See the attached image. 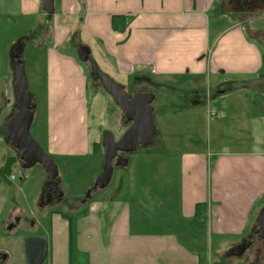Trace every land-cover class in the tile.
<instances>
[{
  "label": "crops",
  "instance_id": "1",
  "mask_svg": "<svg viewBox=\"0 0 264 264\" xmlns=\"http://www.w3.org/2000/svg\"><path fill=\"white\" fill-rule=\"evenodd\" d=\"M0 15L35 22L25 39L33 43L34 65L44 60L45 126L36 138L49 155L78 161L103 152L101 132L93 140L90 130V77L80 45L133 94L189 90L206 107L214 134L231 145L214 150L183 141L178 221L187 225L189 243L174 230L145 229L140 217L133 220L129 199L105 191L90 209L50 216L49 229L37 234L49 241L50 264H75V246L87 264H210L216 240L223 251L247 239L264 207V51L251 34L264 30V0H56L49 25L42 0H0ZM114 16H125L126 27L114 29ZM213 92L222 106L210 103ZM202 202L207 209L196 221ZM145 203H135L138 215L147 214Z\"/></svg>",
  "mask_w": 264,
  "mask_h": 264
},
{
  "label": "rangeland",
  "instance_id": "2",
  "mask_svg": "<svg viewBox=\"0 0 264 264\" xmlns=\"http://www.w3.org/2000/svg\"><path fill=\"white\" fill-rule=\"evenodd\" d=\"M259 24L264 25V20L258 22ZM30 25L34 28L35 22L33 20L24 21L21 18L0 15V253H5L8 256L5 264H27L24 252L26 238L45 233L46 229L50 227V216L54 213L72 215L75 213L72 211L78 210L84 205L82 209L85 207L90 209V203L95 195L105 191L107 197L111 193L112 195L115 194L121 198L129 199L131 201L133 220L140 217L145 229L156 228L164 232L174 230L179 235L178 239L181 240L179 241L182 245L189 243V235L184 232L187 225L181 220L178 221L181 178L179 158L181 150L188 145V143L184 144L183 141L190 139L195 145L210 146L214 150L222 149L227 145L231 146L230 144H224L223 139L218 137L216 133L214 134V125H212L213 123L210 125L207 111L205 113L206 107H201V101H195L198 96L188 94L189 90L182 91L186 94L183 95L178 92L152 89L157 94L153 105L156 107L155 117L159 128L154 143L150 146H141L138 150L128 153L126 155L129 158L128 164L116 166L110 184L104 189L96 190L90 199L83 204L80 202V197L87 195L89 188L102 172L104 164L103 146V152L99 159L95 156H89L77 161V158H55L50 154L58 164L60 185L64 191L66 202H52L44 206L40 205L41 196L39 199L37 198L43 185L48 180L47 173L40 164L23 169L18 163V165L12 167V173L17 176L15 180H11L10 175L8 177L12 182L7 181L3 177L1 169L7 160H13L12 163L14 165V162L20 159L18 151L6 142L4 128L6 119L17 110L15 105L17 99L14 65H12L11 54L13 48L17 45L16 42L22 39L26 41L25 37L29 39L27 35L31 32ZM251 34L260 42L264 51V30L261 29L259 32L255 31ZM29 42L26 41L22 59L25 62L30 90L36 96L37 103H39L31 126V133L40 143L36 137L38 131L42 127L44 130L45 126L44 105L40 103V99L44 95V60L40 64L34 65L31 60L33 43ZM81 63L88 70L90 77L88 96L90 103V130L93 140L99 139L100 132L103 136L105 130H111L115 138L119 139L130 123L126 122L124 113L115 102L113 96L104 89L100 78L93 79L90 76L92 75L90 74V62L81 61ZM36 68L39 70L38 72H36ZM123 86L125 87V85ZM126 87L125 93L132 95L133 91L129 86L126 85ZM95 89L100 93L98 98L96 97ZM222 89L226 93L232 92L230 88L223 87ZM197 90L205 92L208 88L204 86ZM215 92L218 91L215 90ZM215 92H213V98L210 99V103L213 106L220 107L223 102L218 99L220 97ZM235 128H237V125H235ZM165 137L172 139L173 143H162ZM177 140L181 141V143H176L175 141ZM232 148L230 147V149ZM15 158L17 159L15 160ZM132 196L133 198H131ZM155 199L157 201H154ZM67 202L71 204L72 209L69 208ZM136 202H146L145 204L147 205L150 203V207L145 210L147 214L138 215L139 213L135 209ZM17 209L22 212V215L18 216L20 221L15 227L8 229L9 225H11V217ZM215 245L216 247L211 252L210 260L208 259L210 264H245L246 261H248L247 264H251V262H253L252 264H264V261H255V253H252L254 251L253 242L247 251L249 254L244 256L245 252L241 257H227L225 252L229 248L217 251L218 247L224 248V243L216 240ZM51 258L50 250L44 264H50ZM262 258L264 259V256ZM73 261H75V264L80 261L82 264H87L89 259L84 255L79 257L75 246Z\"/></svg>",
  "mask_w": 264,
  "mask_h": 264
},
{
  "label": "water",
  "instance_id": "3",
  "mask_svg": "<svg viewBox=\"0 0 264 264\" xmlns=\"http://www.w3.org/2000/svg\"><path fill=\"white\" fill-rule=\"evenodd\" d=\"M55 1L42 0V7L46 11L47 25L50 24L55 13ZM22 40L21 43L18 41L19 43L13 48L11 54L12 65H14L17 110L6 119L5 138L18 151L23 169L34 167L37 164L42 165L45 169L48 180L45 182L40 203L43 206L52 201L53 193L51 191L46 192L45 189L53 180L59 179V167L55 159L44 150L31 133L36 101L33 92L30 90L24 60L22 59L25 43ZM78 53L82 61L91 62L94 73L100 77L104 89L113 96L124 113L126 122L130 123L119 139H116L113 132L109 130H105L103 133L104 164L102 172L93 184V189L99 190L110 184L116 166L128 164L129 158L120 156V152H134L141 146H150L154 143L158 133L153 105L156 94L152 91H136L131 96L127 95L124 86L101 69L89 46L80 45ZM52 191L58 193L59 196L64 193L60 187L52 189ZM45 192L48 197L47 200H45ZM90 192L91 189L88 190L87 197L91 196ZM257 226L260 237L264 239V207L260 211ZM251 245L252 242L245 239L242 243L229 248L225 252V256L241 257ZM24 252L27 264H44L49 253V241L41 236H29L24 242ZM0 256L2 260L7 257L5 253H0Z\"/></svg>",
  "mask_w": 264,
  "mask_h": 264
},
{
  "label": "flooded vegetation",
  "instance_id": "4",
  "mask_svg": "<svg viewBox=\"0 0 264 264\" xmlns=\"http://www.w3.org/2000/svg\"><path fill=\"white\" fill-rule=\"evenodd\" d=\"M23 41V40H22ZM25 41V40H24ZM20 43H21V40L19 41ZM19 42H16V43H19ZM25 45H26V41H25V43H24V47H25ZM24 47H23V49H24ZM79 54V53H78ZM87 62H89V61H87ZM90 64H91V62H90ZM90 74H92V75H90V76H92L93 77V79H99L100 77H98L95 73H94V70H93V68H92V64H91V72H90ZM91 77V78H92ZM101 80V79H100ZM94 84V83H93ZM98 84H100V83H98ZM97 84V85H98ZM131 96V95H130ZM16 105V104H15ZM16 108H17V106H16ZM14 112H16V110L14 111ZM13 114V113H12ZM11 114V115H12ZM5 128V127H4ZM5 133H6V130H5ZM7 142V141H6ZM8 143V145L10 146V142H7ZM128 153H125V152H120L119 153V155L120 156H122V157H127L126 155H127ZM118 155V156H119ZM17 158H15V160H16ZM19 161V162H18ZM21 160L20 159H17V161H15L14 162V165H12V167L13 166H15V165H18V163H19V165L21 166ZM12 174V173H11ZM11 174H8V175H10V179L11 180H15V179H12L11 178ZM8 175L5 177V179H7V181H10V182H12L10 179H9V177H8ZM48 179V178H47ZM61 183H60V180L59 179H57V180H53L47 187H46V189H45V191L47 192V191H51L52 193H53V198H52V201L50 202V203H52V202H62V201H65L66 202V199H65V196H64V193H63V195H61V196H59L58 195V193H56V192H54V191H52V189H55V188H57V187H60L61 188V185H60ZM94 184V183H93ZM93 184H92V186L89 188V189H91V192H90V194L92 195L96 190L95 189H93ZM61 190H62V188H61ZM63 191V190H62ZM46 192H45V200H47L48 199V197H47V195H46ZM64 192V191H63ZM91 197V196H90ZM90 197H87L86 195H84L83 197H80V202L83 204L84 202H87L89 199H90ZM41 199H42V195H41ZM46 205V204H45ZM67 205L69 206V208L70 209H72L73 207H71L70 205V203H68L67 202ZM44 206V205H43ZM20 217V216H19ZM19 217L18 216H12V220H11V225H9V227H8V229H12L13 227H15L16 225H17V223L20 221L19 220ZM21 219V218H20ZM10 227H12V228H10ZM247 240L248 241H251V242H253V250H254V253H255V261L256 262H260V261H264V259L262 258L263 256H264V239L262 238V237H260V235H259V233H258V226H257V223L255 224V226H254V228L250 231V233H249V235H248V237H247ZM249 249V248H248ZM248 249L246 250V253H247V251H248ZM245 256V255H244ZM1 257V256H0ZM8 257V256H7ZM7 257H6V259H7ZM6 259L5 260H2L1 258H0V264H5V262H6ZM263 259V260H262ZM253 262H251V264H252Z\"/></svg>",
  "mask_w": 264,
  "mask_h": 264
},
{
  "label": "trees",
  "instance_id": "5",
  "mask_svg": "<svg viewBox=\"0 0 264 264\" xmlns=\"http://www.w3.org/2000/svg\"><path fill=\"white\" fill-rule=\"evenodd\" d=\"M127 18L125 16H114L113 17V27L114 29L125 28L127 23ZM233 87V86H232ZM234 88V87H233ZM13 160H7L1 169V174L5 178L8 174L12 173V163ZM207 209V204L204 202L198 203L196 205V221H199L202 218L203 212Z\"/></svg>",
  "mask_w": 264,
  "mask_h": 264
},
{
  "label": "built area",
  "instance_id": "6",
  "mask_svg": "<svg viewBox=\"0 0 264 264\" xmlns=\"http://www.w3.org/2000/svg\"><path fill=\"white\" fill-rule=\"evenodd\" d=\"M11 178H12V179H16L17 176H16L14 173H12V174H11Z\"/></svg>",
  "mask_w": 264,
  "mask_h": 264
}]
</instances>
